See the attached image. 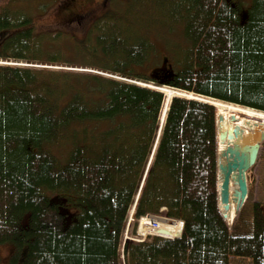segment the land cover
Masks as SVG:
<instances>
[{"label":"trees","instance_id":"trees-1","mask_svg":"<svg viewBox=\"0 0 264 264\" xmlns=\"http://www.w3.org/2000/svg\"><path fill=\"white\" fill-rule=\"evenodd\" d=\"M48 2L0 1V58L51 65L78 59L82 66L264 111V0H250L243 10L231 0H155L169 7L173 21L150 22L177 30L184 41L174 57L162 59L172 74L156 77L137 71L154 47L118 27L126 21H90L81 37L59 25L37 30L31 10ZM115 58L126 71L105 68ZM84 77L0 65V245L9 243L13 264H118L119 237L159 109L163 124L170 94H179L161 89L169 93L161 105L157 90L116 80L106 87L103 78ZM96 86L101 94L93 102L88 96ZM161 207L183 221L182 235L130 243L127 264H230L233 258L264 264V200L246 201L231 225L217 208L211 104L171 100L136 217ZM181 220L156 228L142 217L138 232L176 235Z\"/></svg>","mask_w":264,"mask_h":264},{"label":"rangeland","instance_id":"rangeland-1","mask_svg":"<svg viewBox=\"0 0 264 264\" xmlns=\"http://www.w3.org/2000/svg\"><path fill=\"white\" fill-rule=\"evenodd\" d=\"M1 1V0H0ZM233 3H237L242 6V9L249 5L250 0H231ZM60 0H49L46 6L37 8L33 6L31 10V19L34 20V24L36 25L37 30H49L52 27L59 25L64 29H70L75 34V36L81 37L86 31L90 21H99L102 24H107L108 21H126L120 22L118 27L123 30H127L130 33H136L134 36H145L152 43L154 50L150 52L146 51L145 57L147 60H144L143 63H146L145 66H137L136 69L138 72L150 74L152 72L153 67L160 65L162 59L170 56H175L176 49L175 46L182 47L183 46V38L178 35V31L175 30L173 32H168L164 27H161L160 24H155L150 21H173L169 16L167 17V9L169 7L160 8L158 5L154 4L152 0H91L90 2L85 3L82 7L83 17L82 21L74 22L72 24H66L61 16L57 15V11L59 9ZM154 4V5H153ZM159 5H161L159 3ZM170 10V9H169ZM140 21L139 25H135L133 23H137ZM124 24V25H121ZM111 26V24L109 25ZM124 27V28H122ZM175 49V50H174ZM172 57V58H173ZM62 59H66L64 56ZM1 60L10 61L17 65L26 66L29 65L34 68L47 69L51 71H64L69 72L74 75H84L85 80L92 81L93 78L88 76H96L103 78L104 85L107 87L108 80H116L119 81L118 78H121L120 74L117 72H110L109 70H104L94 66H82L79 65L80 60H76L75 62H60L57 64H37V63H28L22 60H13V59H0V64L5 65L7 62H2ZM76 63V64H73ZM179 66L173 64V69H177ZM106 69H121L123 68L126 71V68L123 67V63L119 61L117 58L110 59L105 65ZM103 71V72H101ZM75 78V77H72ZM130 79V78H128ZM84 82V80H83ZM126 82H129L126 80ZM149 84V83H148ZM160 89L162 90H170L169 86L163 84ZM161 91V90H160ZM172 91V90H170ZM179 95H185L184 92L174 91ZM101 91L98 90L96 86L95 90H92V94L88 96L90 101H95L97 97H99ZM164 95V93H163ZM187 95V94H186ZM182 98V97H180ZM215 101V99H214ZM162 104V103H161ZM162 107V106H161ZM161 110V108L159 109ZM251 114V111L249 110ZM218 114V113H217ZM234 115L236 117L235 121H230V116ZM248 115V114H247ZM226 120L225 125L223 123V127L219 124L216 125V134L218 135L220 130H226L230 126L240 125L243 126L244 129L247 130V122L253 123L254 121L261 122L264 125V117L260 116L258 119H255L251 116H246L245 114L233 113L225 114ZM224 142H219L217 146V155L218 152L224 147ZM264 145V144H263ZM151 147V145H150ZM247 181H248V197L247 201H257L264 200V147H260L258 156L255 164L248 170L247 172ZM138 191L134 195L132 205L126 215V225L122 230L119 243L117 246V259L119 260V264H127L126 263V252L125 247L127 245L128 237L137 236L138 238V230H139V222L140 218L131 217V215H135V210L133 213L134 203H137ZM71 212H73L71 210ZM74 213V212H73ZM164 214V212L162 213ZM141 238V236H139ZM9 243H2L0 246V263L3 262V256L7 255V252L11 249L8 245ZM230 264H250L249 258H233Z\"/></svg>","mask_w":264,"mask_h":264},{"label":"water","instance_id":"water-1","mask_svg":"<svg viewBox=\"0 0 264 264\" xmlns=\"http://www.w3.org/2000/svg\"><path fill=\"white\" fill-rule=\"evenodd\" d=\"M165 69V68H163ZM170 74L172 72L170 71ZM234 115L230 116V121H235ZM223 121V116L218 115L215 125ZM243 126H230L226 130H220L217 135V146L219 142L224 143V147L218 152L217 165V191L218 207L222 217L227 218L230 213V199L234 202L233 213L236 215L243 205L248 195L247 170L255 163L258 149L264 141V125L261 122H247ZM162 131V128H161ZM160 136L158 138L159 142ZM233 185L232 192L230 185ZM230 212V213H229ZM149 217L163 221L164 217L149 214Z\"/></svg>","mask_w":264,"mask_h":264},{"label":"bare ground","instance_id":"bare-ground-1","mask_svg":"<svg viewBox=\"0 0 264 264\" xmlns=\"http://www.w3.org/2000/svg\"><path fill=\"white\" fill-rule=\"evenodd\" d=\"M175 90L182 91V90H178V89H175ZM183 92L185 93V95H177V94L176 95L177 96H183V97H188L189 96L185 91H183ZM163 93H166V92H163ZM166 94H169V93H166ZM170 95H171L170 97L175 96V95H172V94H170ZM168 99H167V101H168ZM210 103H213V105L216 107V109H217L216 112L218 113L217 115H222L223 116V121L220 124L222 127H223V123H224V125L226 123L225 122V120L227 119L226 116H225L226 113L227 114H231V112H233L235 114L236 113H240V114L243 113L246 116H251L252 115V117L255 118V119H258L260 116H263L264 117V111H260V110H256V109H252V108L249 109V108H246L244 106L236 105V104H233V103H223V102H221L219 100H215L214 101V100L211 99L210 100ZM166 106H167V103H166ZM165 110L163 112V116H164ZM249 110L251 111V114L249 113ZM224 118H225V120H224ZM161 120H163V118ZM160 123H161V126H162V121ZM259 149H260V147H259ZM259 149H258V152H259ZM216 152H217V145H216ZM216 159H217V153H216ZM232 189H233V185L231 184L230 185V191L231 192H232ZM230 209H231L230 216L227 217L228 222H231L232 221L233 215H234V213H233L234 202L232 201V199H230ZM148 233L149 232L145 233L144 236L147 235Z\"/></svg>","mask_w":264,"mask_h":264},{"label":"flooded vegetation","instance_id":"flooded-vegetation-1","mask_svg":"<svg viewBox=\"0 0 264 264\" xmlns=\"http://www.w3.org/2000/svg\"><path fill=\"white\" fill-rule=\"evenodd\" d=\"M90 1L91 0H64L62 3H64L63 5L65 6V9L61 13L58 9L57 15L61 16L64 21H82V7L85 5V3ZM10 261V257L6 258L5 256L3 258V262L0 264H13ZM16 264H19V262H17Z\"/></svg>","mask_w":264,"mask_h":264}]
</instances>
